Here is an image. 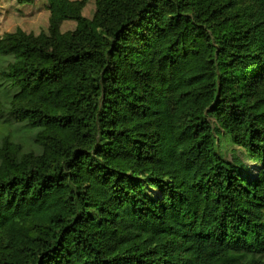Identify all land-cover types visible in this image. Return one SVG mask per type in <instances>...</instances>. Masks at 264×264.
Here are the masks:
<instances>
[{
	"label": "trees",
	"instance_id": "obj_1",
	"mask_svg": "<svg viewBox=\"0 0 264 264\" xmlns=\"http://www.w3.org/2000/svg\"><path fill=\"white\" fill-rule=\"evenodd\" d=\"M46 2L0 37V264H264V0Z\"/></svg>",
	"mask_w": 264,
	"mask_h": 264
},
{
	"label": "rangeland",
	"instance_id": "obj_2",
	"mask_svg": "<svg viewBox=\"0 0 264 264\" xmlns=\"http://www.w3.org/2000/svg\"><path fill=\"white\" fill-rule=\"evenodd\" d=\"M94 11V3L89 2L83 14L92 18ZM48 14L46 0H34L33 3L26 5L18 4L17 0H0V37L19 28L35 35L46 32L48 29ZM75 25L74 22H66L62 29L63 31L72 30ZM222 149L229 159L238 156L245 161L249 169L244 172L249 175H257L259 165L253 160L247 159L239 147L227 142L224 137H222ZM149 191L157 192L156 189L151 188H149Z\"/></svg>",
	"mask_w": 264,
	"mask_h": 264
}]
</instances>
